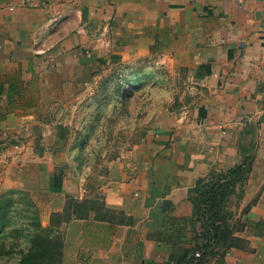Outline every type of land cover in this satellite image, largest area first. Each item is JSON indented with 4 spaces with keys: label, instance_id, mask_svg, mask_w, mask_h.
Returning <instances> with one entry per match:
<instances>
[{
    "label": "crops",
    "instance_id": "0c3cea01",
    "mask_svg": "<svg viewBox=\"0 0 264 264\" xmlns=\"http://www.w3.org/2000/svg\"><path fill=\"white\" fill-rule=\"evenodd\" d=\"M120 74L164 90L160 107L126 154L93 163L75 111ZM0 110V192L29 195L47 229L68 196L112 210L55 226L61 264H179L201 226L190 189L245 154L231 199L249 247L208 264H264V0H0Z\"/></svg>",
    "mask_w": 264,
    "mask_h": 264
},
{
    "label": "trees",
    "instance_id": "16d2710c",
    "mask_svg": "<svg viewBox=\"0 0 264 264\" xmlns=\"http://www.w3.org/2000/svg\"><path fill=\"white\" fill-rule=\"evenodd\" d=\"M5 116L6 112L0 110V126ZM253 159V154H245L235 166L228 169L213 167L207 175L197 179L190 189V199L194 205L193 215L201 226L195 234L194 246L181 257L179 264H208L212 259L221 261L231 248L249 247V238L242 235L246 224L236 216L231 198L235 195L238 202L242 199ZM252 203L242 213H248ZM98 209L102 211L97 212L96 217L112 218V210L105 206L104 200H80L68 196L64 211L52 215L54 227L50 229L41 226L36 209L34 225L37 231L31 236V245L21 255L19 264H61L63 231L55 226L75 217H88L91 211Z\"/></svg>",
    "mask_w": 264,
    "mask_h": 264
},
{
    "label": "rangeland",
    "instance_id": "374dc122",
    "mask_svg": "<svg viewBox=\"0 0 264 264\" xmlns=\"http://www.w3.org/2000/svg\"><path fill=\"white\" fill-rule=\"evenodd\" d=\"M125 79L121 74L110 78L109 93L103 100L99 83L92 104L78 106L75 111L81 115L78 126H73L76 131L69 133L85 147L93 163L104 164L126 154L148 132L150 110L160 107L152 103L159 102L164 90L154 89L156 96L150 98L148 89L132 92L134 88ZM0 204V264H19L21 255L31 245V236L37 231L35 204L29 195L13 189L0 192ZM231 205L234 206V199Z\"/></svg>",
    "mask_w": 264,
    "mask_h": 264
},
{
    "label": "built area",
    "instance_id": "2783aa9c",
    "mask_svg": "<svg viewBox=\"0 0 264 264\" xmlns=\"http://www.w3.org/2000/svg\"><path fill=\"white\" fill-rule=\"evenodd\" d=\"M38 51H42L41 49H38ZM17 139H23L19 134L16 136Z\"/></svg>",
    "mask_w": 264,
    "mask_h": 264
}]
</instances>
